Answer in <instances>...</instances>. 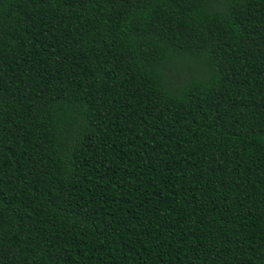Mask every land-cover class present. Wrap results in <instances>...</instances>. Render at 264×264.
I'll return each mask as SVG.
<instances>
[{
  "label": "trees",
  "instance_id": "obj_1",
  "mask_svg": "<svg viewBox=\"0 0 264 264\" xmlns=\"http://www.w3.org/2000/svg\"><path fill=\"white\" fill-rule=\"evenodd\" d=\"M0 264H264V0H0Z\"/></svg>",
  "mask_w": 264,
  "mask_h": 264
}]
</instances>
